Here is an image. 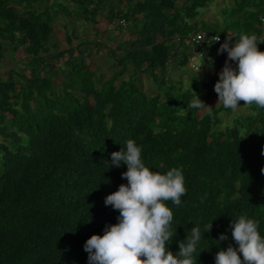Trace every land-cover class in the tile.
Returning a JSON list of instances; mask_svg holds the SVG:
<instances>
[{
    "label": "trees",
    "instance_id": "1",
    "mask_svg": "<svg viewBox=\"0 0 264 264\" xmlns=\"http://www.w3.org/2000/svg\"><path fill=\"white\" fill-rule=\"evenodd\" d=\"M69 1L94 24L102 10L110 23L130 24L129 42L110 50L118 69L97 83L82 52L74 62L70 47L48 56L56 17L47 0H0V59L21 49L31 64L28 77L11 70L0 80V264H88L86 240L117 222L119 212L104 199L127 183L121 178L126 165L111 166L110 154L124 150L128 139L141 146L151 170L183 173L182 203L166 202L173 212L166 247L173 254L198 226L203 238L194 264H214L218 250L235 247L230 222L239 215L256 220L264 236V108L252 104V114L218 130L219 114L229 108L220 104L199 116L206 107H191L200 103L196 96L207 106L210 84L191 76L183 90L164 78L182 44L190 49V35L257 39L264 0H234L223 12L221 32L197 19L211 0ZM218 49L205 54L208 66L225 63ZM60 60L64 69L55 63ZM177 64L185 66L187 58ZM128 65L132 75L116 85ZM142 72L155 93L135 83ZM220 234L227 239L220 241Z\"/></svg>",
    "mask_w": 264,
    "mask_h": 264
},
{
    "label": "clouds",
    "instance_id": "2",
    "mask_svg": "<svg viewBox=\"0 0 264 264\" xmlns=\"http://www.w3.org/2000/svg\"><path fill=\"white\" fill-rule=\"evenodd\" d=\"M233 37L235 41L230 46ZM257 44L255 36L234 34L226 35L220 44L218 52L226 53L227 59L217 73L213 90L217 103L225 108L235 110L240 101L243 105L264 108V51L258 50ZM196 99L200 103L191 107H206L197 96ZM141 153V146L128 139L124 150L110 154L111 166L120 168L121 162L126 165L121 178L127 183L120 184L104 199V204L111 205L119 215L116 223L105 225L103 235L93 234L84 243L88 264H194L197 245L203 238L200 227L191 228L190 237L186 243L179 242L175 254L166 247L171 240L173 220L166 202L182 203L181 197L187 191L183 173L178 168L165 173L151 170ZM261 154L264 155V149ZM230 228L235 247L229 244L218 250L214 264H264V236L260 234L259 223L247 215H239L231 220ZM226 239L225 234H220V241Z\"/></svg>",
    "mask_w": 264,
    "mask_h": 264
},
{
    "label": "rangeland",
    "instance_id": "3",
    "mask_svg": "<svg viewBox=\"0 0 264 264\" xmlns=\"http://www.w3.org/2000/svg\"><path fill=\"white\" fill-rule=\"evenodd\" d=\"M46 4L50 9L51 17H56L55 20L52 17L54 21L51 24L52 32L49 39L51 53L48 56L52 57L57 52L70 47L73 49L71 56L73 62L77 60L80 56L79 53L82 52L81 57L89 69L94 72L97 83L98 81L109 79L113 72L118 69L115 68V60L111 56L110 50H115L120 45H122L120 46L121 48L126 46L124 42H129L127 38L129 37L131 25L127 23L123 27L118 20L110 23L109 19L105 18V10L98 13L96 18L97 24H94L91 19L86 20L81 16L80 12L82 11H79L76 8L77 5L71 3L69 0H47ZM232 6H234V0H211L197 19L209 25L219 26L218 30L221 32L224 28L225 19L223 12L229 10ZM67 37L70 39V45L66 42ZM181 47V51L178 52L175 58L176 60H170L168 63L164 72V78L169 79L175 84H180L183 90L190 87L191 76H196L199 84L207 83L213 87L218 79L217 73L225 63L223 64L222 62L221 65L219 63L208 68L206 60L194 55L190 56V49L187 48L186 44H182ZM115 53L116 56L120 54V52ZM183 56L187 58V64L180 66L177 63L179 59L184 58ZM189 56L192 57L193 64L198 68L196 71L188 66ZM28 61V56L21 49L16 52H4L2 59H0V80H6L11 70H15L18 74L28 77L30 74L29 67H31ZM62 62V60L60 62L55 61L56 65L64 69L65 67H63ZM230 64L234 66V62ZM132 71V67L128 65L125 72L118 77L116 85L122 80L129 79ZM60 72L62 74L61 69ZM155 74L159 76L160 73L155 72ZM135 77V83L145 93L151 95L157 91V86L148 73H137ZM13 78L17 80L16 77L13 76ZM202 93L203 91H200V94ZM217 101V94L212 90V98L206 108L199 112V116L208 112L213 107H218L221 103H217ZM239 106L235 110L229 108L227 112L219 114L221 123L216 127L218 130L231 125L240 116L252 114L250 105H243V101H240Z\"/></svg>",
    "mask_w": 264,
    "mask_h": 264
},
{
    "label": "built area",
    "instance_id": "4",
    "mask_svg": "<svg viewBox=\"0 0 264 264\" xmlns=\"http://www.w3.org/2000/svg\"><path fill=\"white\" fill-rule=\"evenodd\" d=\"M260 21H261V23L264 22L263 19H261ZM119 23L123 27H125L127 24L123 20H120ZM218 37H219V39L217 40ZM257 41H258L257 47H258V50H260L261 45H263V43H264V28L261 31V33L259 34V36L257 37ZM185 42L190 47L192 55L204 59L205 54L208 53L209 50H211L213 48L218 49L220 47V44H222L224 42V40L219 35H211V34L199 32V33H196V34H193V35H190L189 37H187L185 39ZM230 46H231V43H230ZM219 54L223 55L227 59L226 53H219ZM188 66L191 69H193L194 71H196L198 69L193 64L192 57H190V59L188 61Z\"/></svg>",
    "mask_w": 264,
    "mask_h": 264
},
{
    "label": "crops",
    "instance_id": "5",
    "mask_svg": "<svg viewBox=\"0 0 264 264\" xmlns=\"http://www.w3.org/2000/svg\"><path fill=\"white\" fill-rule=\"evenodd\" d=\"M230 63H231V61H230ZM210 66H208V68H209Z\"/></svg>",
    "mask_w": 264,
    "mask_h": 264
}]
</instances>
